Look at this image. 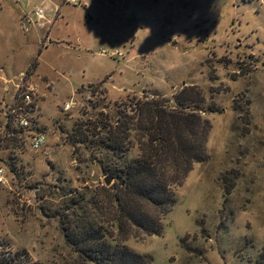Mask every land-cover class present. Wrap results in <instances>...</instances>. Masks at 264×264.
<instances>
[{"label": "rangeland", "instance_id": "374dc122", "mask_svg": "<svg viewBox=\"0 0 264 264\" xmlns=\"http://www.w3.org/2000/svg\"><path fill=\"white\" fill-rule=\"evenodd\" d=\"M26 73L48 139L0 149V264H94L65 234L88 220L123 236L105 127L132 100L174 106L184 87L211 123L208 159L176 189L162 234L129 228L125 245L153 264H264V0H0V132Z\"/></svg>", "mask_w": 264, "mask_h": 264}, {"label": "trees", "instance_id": "16d2710c", "mask_svg": "<svg viewBox=\"0 0 264 264\" xmlns=\"http://www.w3.org/2000/svg\"><path fill=\"white\" fill-rule=\"evenodd\" d=\"M188 91L184 87L175 96L174 106L155 96L132 100L117 108L115 124L105 127L107 133L99 142L104 153L100 167L114 180L108 195L114 212L110 222L123 236L113 239V231L104 222L100 226L88 220L66 229L67 243L90 262L153 264L151 254L134 252L125 245L124 234L126 229L136 228L145 235L160 236L164 219L176 204V189L184 184L195 163L208 159L211 123L190 109L197 100ZM80 130L74 129L72 138H79ZM135 146L137 155L129 158ZM13 262L25 264L22 259Z\"/></svg>", "mask_w": 264, "mask_h": 264}, {"label": "built area", "instance_id": "2783aa9c", "mask_svg": "<svg viewBox=\"0 0 264 264\" xmlns=\"http://www.w3.org/2000/svg\"><path fill=\"white\" fill-rule=\"evenodd\" d=\"M67 2L77 3L78 0H67ZM36 16L39 17L40 14L37 13ZM100 54L110 58L122 57L121 52L105 48L101 50ZM27 77H29L28 73L21 75L19 84L15 85L16 91H14L10 103L5 108L2 131L0 132V149L20 145L25 140L28 141L30 148L36 152L46 145L48 136L38 129L37 124L40 117L39 91L32 83L28 84ZM5 90L8 92V87ZM71 106L73 104L68 103L65 110H69ZM6 183V168L0 164V185Z\"/></svg>", "mask_w": 264, "mask_h": 264}, {"label": "water", "instance_id": "95a60500", "mask_svg": "<svg viewBox=\"0 0 264 264\" xmlns=\"http://www.w3.org/2000/svg\"><path fill=\"white\" fill-rule=\"evenodd\" d=\"M111 180H112L111 178H107L106 183L109 184L111 182Z\"/></svg>", "mask_w": 264, "mask_h": 264}]
</instances>
